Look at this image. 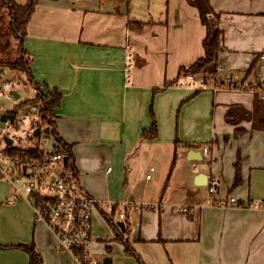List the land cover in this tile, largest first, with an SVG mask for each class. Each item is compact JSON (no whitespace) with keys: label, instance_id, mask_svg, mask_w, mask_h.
<instances>
[{"label":"crops","instance_id":"obj_1","mask_svg":"<svg viewBox=\"0 0 264 264\" xmlns=\"http://www.w3.org/2000/svg\"><path fill=\"white\" fill-rule=\"evenodd\" d=\"M208 1L222 32L218 65L234 78L259 81L264 0ZM128 22L144 26L130 31ZM204 37L198 12L186 0H41L26 26L22 47L32 80L44 95H60L53 122L70 148L80 186L100 206H157L141 213L127 209L123 221V239L141 264H264V208L209 206L202 176L217 179V202L234 197L264 207V132L255 120L261 110L255 97L171 85L203 57ZM230 108L236 111L233 123L225 117ZM239 112L249 119H240ZM151 115L156 137L142 139ZM189 151L201 160H188ZM11 195L9 184L0 181V264H29L31 247L43 264H76L57 251L55 237L34 220L27 203L6 204ZM181 207L190 214L182 215ZM94 215L109 233L104 239L96 235L93 256L115 241L112 264H140L114 240V212Z\"/></svg>","mask_w":264,"mask_h":264},{"label":"built area","instance_id":"obj_2","mask_svg":"<svg viewBox=\"0 0 264 264\" xmlns=\"http://www.w3.org/2000/svg\"><path fill=\"white\" fill-rule=\"evenodd\" d=\"M257 59L264 64V54ZM132 68L133 58L129 54L124 66L127 85L131 84ZM172 85L193 92H244L264 100V83L234 78L219 65L212 74H185ZM21 87V80L7 79L0 72V97L13 105L11 111L0 114V181L9 184L12 189L6 204L12 205L19 200L27 203L34 220L43 223L55 237L57 251L70 254L76 264H105V257L102 260L93 257L92 214L99 210L101 214L109 215L117 207L113 203L100 206L97 199L83 190L76 173L68 166L72 157L70 149L51 135L49 129L44 133L46 127L42 116L33 103L39 92L33 88L29 100L23 99L18 103L21 96L17 90ZM14 93H17V98ZM36 130L37 135L34 134ZM207 153L208 150L204 149L203 154ZM193 168L196 169L195 166ZM152 171L149 169V173ZM145 178L150 179V174ZM206 188L209 206L251 210L264 208L257 203L243 204L234 197L217 202L218 181L212 175H207ZM120 208L118 219L123 222L128 208L141 213L157 209V206L126 203ZM178 211L185 216L190 214L187 207Z\"/></svg>","mask_w":264,"mask_h":264},{"label":"trees","instance_id":"obj_3","mask_svg":"<svg viewBox=\"0 0 264 264\" xmlns=\"http://www.w3.org/2000/svg\"><path fill=\"white\" fill-rule=\"evenodd\" d=\"M40 1L41 0H26L25 5L20 6L16 4L14 0H0V8H6L8 13V22L6 25L7 27L6 30L2 33L4 37L3 40L0 34V67H6L11 72H20L25 76L30 86L39 92V95L37 96L35 101H33V103L37 106L39 113L42 116L44 126L49 129V133L51 135L58 139L53 118L54 109L58 105L60 95L56 92L44 95L41 91V88L36 83H34L30 73L29 58L27 57L26 52L22 47V41L26 34V26L35 10V7ZM186 2L189 6L197 10L200 23L205 28V37L202 42L203 57L196 61L189 68L182 69L180 72L181 76L185 74H212L218 66V55L223 50L222 32L219 29V17L211 9L208 0H186ZM210 15L212 16L211 18H209ZM143 26L144 23L141 22L127 23V29L130 31H140ZM10 40H15L17 42V58L13 61L4 54L6 46L9 45ZM255 101L257 102L255 104L257 108L259 107L261 109L259 112H257V118L255 120L262 123L264 132V100H259L257 97H255ZM235 112L236 111H232L231 108L227 111L225 117L228 123L234 122L231 118ZM237 114L239 115L240 119H249L248 114L241 112ZM151 118V129L147 132L144 131L141 134L142 139L153 140L156 137V123L153 115H151ZM58 141L60 140L58 139ZM176 142L178 143V141H175V144H177ZM65 147L69 148L66 144ZM68 166L73 172L76 173L72 157L68 161ZM238 182L239 171L237 161L235 165V184ZM106 216L107 215H105V217ZM110 225L111 228L117 233L114 240L119 241L123 245L125 254L135 257L137 262L141 264L140 259L133 253L132 250L129 249L127 241L123 239V234L120 232L116 224L111 222ZM28 254L29 264H43L42 259L33 251L32 247L28 250Z\"/></svg>","mask_w":264,"mask_h":264},{"label":"rangeland","instance_id":"obj_4","mask_svg":"<svg viewBox=\"0 0 264 264\" xmlns=\"http://www.w3.org/2000/svg\"><path fill=\"white\" fill-rule=\"evenodd\" d=\"M144 1V0H142ZM212 16L210 15L209 18H211ZM8 22V13H7V9L6 8H0V34L2 37V40L4 39L2 33L6 30V25ZM17 42L15 40H10L9 41V45L6 46V49L4 51V54L10 58V60H15L17 58ZM0 72L3 74L4 73V77L7 79H19L22 81V87L20 89L17 90L18 94L21 96L20 100L18 101V103H21L23 101V99L25 101L29 100V98L32 96L33 94V87L30 86L29 82L26 80L25 76L23 74H21L20 72H11L8 70V68L6 67H0ZM261 78L259 81H261L264 78V71L261 73L260 77ZM252 82H259V81H255L254 77L251 76L249 78V81ZM262 83V81H261ZM227 92V91H225ZM227 93H232V92H227ZM233 93H237V92H233ZM250 95V93H245L241 92V93H237L238 96H243L246 97L247 95ZM248 95V96H249ZM248 96L246 98H248ZM251 96V95H250ZM13 105L8 102L5 98L0 97V114H3L5 112L11 111L13 109L12 107ZM46 129V128H45ZM120 206L116 208V210L114 211V215L110 216V218L113 220V223H117L118 221V211L120 210ZM129 211H131L132 209L128 208ZM134 217V216H133ZM104 219L100 216H96L94 215V213L92 214V220H91V238L95 241L96 235H98L100 233V238H105L103 237L104 234L107 236L108 235V227L105 223V221H103ZM131 229L132 226L130 227ZM107 229V230H106ZM128 229V227H127ZM130 229V234L133 233V230L131 231ZM127 232H125V234H123V236H126ZM101 244H103L101 242ZM106 245L108 247H110V250H106L103 251L102 253H96L93 257L97 260H102L104 257H110V258H115V252L119 246V243L112 241V242H107ZM115 261V260H114Z\"/></svg>","mask_w":264,"mask_h":264},{"label":"water","instance_id":"obj_5","mask_svg":"<svg viewBox=\"0 0 264 264\" xmlns=\"http://www.w3.org/2000/svg\"><path fill=\"white\" fill-rule=\"evenodd\" d=\"M14 97H15V98L18 97L17 93H14ZM3 118H4V117H2V119H3ZM11 119H12V117H10V120H11ZM47 132H48V129H47V128L44 129V133H47ZM34 134L37 135V134H38V130H36V131L34 132ZM193 155H196V156L198 157L197 160H201V155H200V153H198V152H194V151H189V152L187 153V159H188V160H191V161L196 160V158L191 157V156H193ZM202 176L205 177V180H207V174H203ZM201 181L203 182V178H202V180H201V178H200V180H199V182H198V183H200V185L202 184ZM116 226L118 227V229L120 230V232H121L122 234H125V225H124V222H122V221H118V222L116 223ZM103 263H105V264H111V263H112V259H111L110 257H105V258L103 259Z\"/></svg>","mask_w":264,"mask_h":264}]
</instances>
